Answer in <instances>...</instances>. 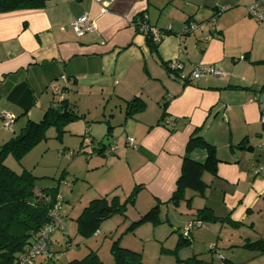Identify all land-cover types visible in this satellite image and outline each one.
<instances>
[{
	"label": "crops",
	"instance_id": "obj_1",
	"mask_svg": "<svg viewBox=\"0 0 264 264\" xmlns=\"http://www.w3.org/2000/svg\"><path fill=\"white\" fill-rule=\"evenodd\" d=\"M239 1L114 0L104 7L91 0H47L39 10L0 14V114L14 116L13 130L28 120L38 122L56 100L51 85H60L63 97L83 116L80 137L88 129L98 144L114 137L112 118L119 122L122 142L115 140L114 156L121 154L128 163L140 160L131 168L132 179L142 186L140 193L161 203L175 189L184 156L203 162L205 150L186 153L188 139L199 135L214 147L216 175L204 172L203 194L187 190L185 201L196 211L208 208L228 219L206 223L220 239L225 230L221 248L245 249L247 241L264 238V171L254 174L264 169V52L239 40L229 44L223 35L220 21L235 14ZM85 14L95 31L79 37L70 25ZM139 14L166 33L154 50L133 24ZM250 23L264 34V27ZM173 62L181 66L180 76L196 65L212 66L221 75L181 83L165 67ZM135 98L144 107L126 117V104ZM170 120L171 127L163 125ZM113 162L99 160L98 165ZM49 253L54 260L57 254ZM250 258L264 264V256Z\"/></svg>",
	"mask_w": 264,
	"mask_h": 264
},
{
	"label": "rangeland",
	"instance_id": "obj_2",
	"mask_svg": "<svg viewBox=\"0 0 264 264\" xmlns=\"http://www.w3.org/2000/svg\"><path fill=\"white\" fill-rule=\"evenodd\" d=\"M255 2L256 0H240L239 6L232 10L235 14L227 15L220 21V26L229 44L239 40L240 44L251 46L254 52H264V34L262 35L250 21L259 27H264V24L250 19L247 12ZM210 25L211 28L214 25L211 20ZM101 112V109L95 112V119ZM111 121L115 134L114 137L102 138L105 145L114 144L115 140L121 141L122 138V126L114 118ZM22 127L17 125L14 130L7 129L0 121V145L18 135ZM81 132H84L82 120L67 125L60 137H56L54 127H48L45 138L29 150L20 161L12 155H7L4 159L5 166L16 173H21L24 169L31 171L38 178L37 191L43 188H57L62 198L60 214L64 219L65 230L63 232L56 230L51 236L52 245L49 250L57 256L50 264H66L73 259L83 258L89 251H94L103 264H113L110 248L114 241L122 248L139 252L143 264H178V260L185 261L192 257H195L196 261L190 264H221L209 251L211 245L217 246L216 252L223 259L226 256L231 258L232 263L228 264H262L257 259H251L250 255L254 252L247 249L221 248L220 242L224 240L225 230L221 232L220 239L217 233L211 234L208 225L202 221L200 228L194 226L189 231L191 244L178 246L179 233H183L188 223L196 218L197 211L192 205L189 207L185 200L178 205L159 203L151 200L147 194L140 193L141 190L135 194L134 202L126 203L123 216L115 215L105 220L91 237H82L77 231L76 218L83 208L97 197L107 196L110 199L116 196L123 202L138 186L132 179L131 168L138 166L140 160L134 159L128 163L120 154L119 158L107 157L114 161L112 165L103 163L98 165L99 160H107L106 156L102 158L95 156L90 146L80 143ZM95 145L98 144L94 142V147ZM155 206H158V223H137L131 228L132 223L139 221ZM246 230L252 233L249 229ZM43 258L44 256H40L35 262L47 264Z\"/></svg>",
	"mask_w": 264,
	"mask_h": 264
},
{
	"label": "trees",
	"instance_id": "obj_3",
	"mask_svg": "<svg viewBox=\"0 0 264 264\" xmlns=\"http://www.w3.org/2000/svg\"><path fill=\"white\" fill-rule=\"evenodd\" d=\"M46 2L47 0H0V14L18 10H39L45 7ZM227 9L228 7L219 10L212 19H216L221 12ZM140 16L143 15L139 14L135 19ZM217 37H220L219 32H217ZM146 40L151 50L157 47V43H153L149 37L146 36ZM165 67L169 72L178 74V77L180 76L177 73L178 70L170 69L168 65ZM143 107V103L135 98L126 104L125 116L130 117L132 114L142 110ZM165 115L166 113L163 111L162 118ZM78 120H83V116L64 97L61 100L56 99L44 112L40 121L33 122L28 120L18 135L11 137L0 145V264H20L19 258L33 244L38 231L48 221L49 211L59 196L57 188H43L37 191L36 181L38 178L31 171L25 169L21 173H16L7 168L4 164L5 157L12 155L17 161H20L29 150L45 138V131L48 127H54L57 132L56 137H60L67 125ZM163 125H165V122ZM82 138V142L85 146H90V150L94 155L96 153L104 156L106 148L111 145L98 142V147L95 148L94 142L90 139L88 129ZM87 139H90L89 143L86 142ZM195 148L205 150L204 161L199 162L192 160L189 156H184L180 176L177 178L175 189L166 203L178 205L179 202L185 200L187 190L202 195L206 188L201 179L202 174L207 172L213 176L216 175L218 160L215 156L214 147L195 134L188 139L186 153L188 154L189 151ZM112 155L114 156L116 153ZM141 189L142 186H137L123 202L116 196L110 199L105 196L91 200L76 218L78 233L84 238H89L98 231L101 223L105 220L115 215L123 216L126 203L134 202L135 194ZM186 203L190 207V200H186ZM227 220V218H217L208 208L198 210L196 218L193 219V221H202L204 223L225 222ZM146 222L153 224L159 222L158 206L145 213L139 221L132 223L131 228L137 223ZM179 236L178 246L191 244L189 233L187 235L179 233ZM243 248L259 256H264V238H259L252 242L247 241ZM110 252L113 257V264H143L139 252L122 248L117 241L112 243ZM48 255V257L45 256L43 259L45 261H53L49 252ZM193 261H196L195 257L185 261L178 260L177 263L190 264ZM66 264L103 263L94 251H89L83 258L73 259ZM221 264L228 263L224 259Z\"/></svg>",
	"mask_w": 264,
	"mask_h": 264
},
{
	"label": "built area",
	"instance_id": "obj_4",
	"mask_svg": "<svg viewBox=\"0 0 264 264\" xmlns=\"http://www.w3.org/2000/svg\"><path fill=\"white\" fill-rule=\"evenodd\" d=\"M92 2L103 5L104 7L111 4L114 0H91ZM249 17L254 19L256 22L264 24V0H256V2L250 6L247 10ZM137 31L145 36L149 37L153 43H159L161 39L165 36V33L158 29L157 27L150 26L147 23V18L143 15L135 19L133 23ZM71 29L77 36H83L88 33H93L95 31V23L85 14L81 17L75 19L71 23ZM191 30L195 29L194 25L190 26ZM210 36H206L205 39L208 40ZM169 68L174 70H180L181 66L175 62L169 63ZM206 75H211L213 77H219L221 74L218 70H216L212 66H204V65H196L192 68V70L186 74L179 76V80L181 83H196L199 79ZM51 89L55 98L57 100H61L63 98L62 88L58 84H52ZM253 100V99H251ZM1 121L3 126L7 129H12L14 124V116L9 113L0 114ZM261 122L264 124V113L261 115ZM173 125V121L170 120L165 123L166 127H171ZM127 144L131 147L133 145V139L128 137L126 139ZM87 143L90 142V139L86 140ZM116 147L114 145H110L105 150V155L110 156L113 153H116ZM264 171L263 168H259L254 170V174H259ZM62 198L60 195L56 199V203L51 208L48 214V221L41 227V229L37 233V237L33 244L27 249V251L19 258L20 264H32L38 257L40 256H49V244L50 238L52 234L58 231H64V219L60 214V200ZM200 228L202 226L201 221H191L188 223L187 228L183 230V234L187 235L192 227ZM209 250L212 252L214 258H216L220 263L223 262V257H221L216 252L215 245H211Z\"/></svg>",
	"mask_w": 264,
	"mask_h": 264
}]
</instances>
